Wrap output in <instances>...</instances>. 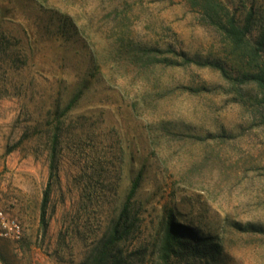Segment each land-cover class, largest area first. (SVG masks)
<instances>
[{
	"label": "rangeland",
	"instance_id": "obj_1",
	"mask_svg": "<svg viewBox=\"0 0 264 264\" xmlns=\"http://www.w3.org/2000/svg\"><path fill=\"white\" fill-rule=\"evenodd\" d=\"M213 1L0 0L4 264H264V0Z\"/></svg>",
	"mask_w": 264,
	"mask_h": 264
},
{
	"label": "trees",
	"instance_id": "obj_2",
	"mask_svg": "<svg viewBox=\"0 0 264 264\" xmlns=\"http://www.w3.org/2000/svg\"><path fill=\"white\" fill-rule=\"evenodd\" d=\"M206 4L210 7H213L215 5L213 0H205ZM250 18H247L249 20ZM223 31L225 35L229 38L231 43L237 47H248L249 48V43L247 41V34L249 33V24H244L240 26L239 24L236 23L235 19L231 17L226 18V23L223 24L222 26ZM264 39L261 37L257 41V45L255 46H250L251 50L249 51L250 54L252 55H258V50L262 49L263 47V42ZM260 45V47H259ZM248 78L251 79L256 83V85L259 88L260 91V101L262 104H264V71L258 70L255 72H252L251 74L248 73ZM136 188V182L133 183L130 187L128 197L134 192ZM46 198L45 195L42 197V207L45 204ZM43 210V208H42ZM174 226H179L178 224L173 223L171 220L168 221L167 227L162 235L161 242H160V247H159V252L161 257L164 259V261L168 260L172 255H176L178 250L180 248L187 249L189 247H194L195 245L192 243V236H191V231H189L186 227L184 231H180ZM188 230V231H187ZM187 233L185 234V232ZM193 241V240H192Z\"/></svg>",
	"mask_w": 264,
	"mask_h": 264
},
{
	"label": "built area",
	"instance_id": "obj_3",
	"mask_svg": "<svg viewBox=\"0 0 264 264\" xmlns=\"http://www.w3.org/2000/svg\"><path fill=\"white\" fill-rule=\"evenodd\" d=\"M0 235L5 238L19 240L22 237V226L13 217H9L0 205ZM0 264H4L0 259Z\"/></svg>",
	"mask_w": 264,
	"mask_h": 264
},
{
	"label": "crops",
	"instance_id": "obj_4",
	"mask_svg": "<svg viewBox=\"0 0 264 264\" xmlns=\"http://www.w3.org/2000/svg\"><path fill=\"white\" fill-rule=\"evenodd\" d=\"M22 250H24V247L22 248ZM23 252V251H22Z\"/></svg>",
	"mask_w": 264,
	"mask_h": 264
}]
</instances>
